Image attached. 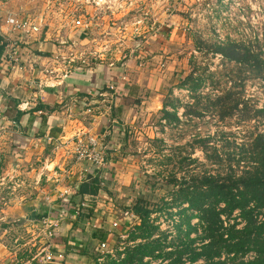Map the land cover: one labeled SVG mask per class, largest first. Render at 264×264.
<instances>
[{"label":"rangeland","instance_id":"1","mask_svg":"<svg viewBox=\"0 0 264 264\" xmlns=\"http://www.w3.org/2000/svg\"><path fill=\"white\" fill-rule=\"evenodd\" d=\"M17 1L20 3L21 0ZM42 1L22 0L30 3V9L27 7L26 11L34 15L44 11ZM50 1L53 7L46 12V21L49 19L54 29L63 35L72 34L74 30L66 26L68 19L64 17V11L76 7L78 0H61L66 1L63 6ZM97 2L96 7H85L83 13L90 26L71 45L96 57V62H111L115 79L129 86V96L124 101L126 109L116 114L122 119L121 129L127 135L123 153L130 155V161L125 162L128 167H122L129 170L130 179L123 192L112 190V186L105 188L110 213L108 219L105 215L104 221L113 236L109 245L102 248L97 230L94 240L88 241L87 245L80 244L90 259L88 262L77 256L78 246H72L75 251L72 248L65 251L58 232L48 235L51 229L42 222L49 214L50 200L45 197L47 188L43 187L46 183L28 176V169L23 166L18 174H14L9 160L5 159L0 161V264H10L17 256L21 257L22 264H46L42 262L45 252L62 255L61 259L47 264H90L93 260L107 258L118 261L127 248L145 240L129 237V233H137L134 230V225L139 222L136 217L123 232L111 225L112 221L123 225L121 212L129 209L137 198L153 209L149 222L156 229L151 238L160 239L163 250L173 251L178 244L174 227L179 222L180 205L173 203L172 197L179 183L167 181L174 176L188 184L194 170L214 172L216 169L204 158L195 139L209 135L207 144L214 146L224 157L225 149L230 146L221 142L220 131L229 132L228 139L235 143L245 139L246 131L264 132V119L239 120L240 105L223 120H218L210 108L203 107L206 96L212 98L226 90H232L235 97L247 99L252 107L264 106V78L249 76L240 85L237 75L242 73L238 64L212 50V43L232 40L253 52H260V58L264 59V0ZM66 43L70 44V41L66 40ZM189 72L198 74L201 79L195 92L179 86ZM195 94L199 95L198 104H195ZM163 102L168 111H172L169 103L176 107L179 122H167L162 118ZM194 107L201 111L199 117L182 114L183 110ZM153 138L156 140L151 141ZM117 140L113 136V141ZM194 158L195 163L191 161ZM124 169L120 170L122 174ZM232 216L238 221L237 226H241L242 220L237 213L233 212ZM257 218H262V214H257ZM196 221V218L190 219L192 225ZM194 231L189 237L199 235L200 227ZM198 243L196 240L193 245ZM24 253L28 256H23ZM151 261L152 264L166 262L158 258Z\"/></svg>","mask_w":264,"mask_h":264},{"label":"crops","instance_id":"2","mask_svg":"<svg viewBox=\"0 0 264 264\" xmlns=\"http://www.w3.org/2000/svg\"><path fill=\"white\" fill-rule=\"evenodd\" d=\"M17 2L0 0L1 12H27L30 9V3ZM44 25L38 34L26 42L18 41V46L13 48L20 58V69L6 68L2 56L8 47L0 40V104L4 108L5 126L4 133L0 134V161L8 159L14 174H18L23 166L28 169V176L46 183L43 187L47 188L45 197L50 200L48 213L51 216L65 214L69 205L87 199V206L82 208L76 219L64 218L54 231L58 232L65 251L71 248L75 251L72 246H78L76 255L88 262L90 259L83 245L94 240V232L99 231V243L104 242L107 246L113 236L104 221L105 215L108 219L110 213V200L105 196V188L112 186V190L123 192L130 179L129 170L122 167H128L125 162L130 161V155L123 153L127 147V135L121 129L122 119L116 114L126 107L124 101L129 96V86L115 79V68L108 65L111 62L104 64L96 62V59L90 66L76 69L59 86L44 87L39 91L35 84H29L31 79L36 82L41 77L39 72L43 66L52 61L53 55L60 49L59 40L74 43L76 37L83 34L75 29L72 34L63 35L54 29L49 19ZM108 84L115 85L116 98L97 95ZM21 103L24 104L20 106L26 109L18 108ZM86 108L90 111L86 112ZM86 130L106 134L104 140L111 149L107 150L108 162L99 176L82 173L79 165L72 160L71 143L67 140ZM47 136H51L55 142L67 141L68 144L55 149L54 141L46 140ZM113 136L117 137V142L113 141ZM122 168L123 174L120 172ZM92 178L97 181L96 193L77 194L79 184ZM65 186H70L72 191L66 196L69 205L63 204L58 195ZM117 228L123 232L125 227Z\"/></svg>","mask_w":264,"mask_h":264},{"label":"trees","instance_id":"3","mask_svg":"<svg viewBox=\"0 0 264 264\" xmlns=\"http://www.w3.org/2000/svg\"><path fill=\"white\" fill-rule=\"evenodd\" d=\"M212 50L226 60L238 64L242 73L237 75L240 85L249 76L264 78V59L260 58V52H253L232 40L212 43ZM192 74L189 72L185 75L179 86H186L190 92H195L201 79L198 74ZM195 99V104H198V94H195ZM204 101L203 107L215 112L218 120L228 117L232 110L238 109V105L241 106L239 120L264 119V106L252 107L247 99L235 97L232 90H226L212 98L206 96ZM169 104L172 111H168L166 104L162 103V118L167 122H179L176 107ZM186 113L197 118L201 111L194 107L183 110L182 114ZM220 133L221 142L230 146V149H225L224 157H221L214 146L207 144L211 138L209 135L195 139L204 158L216 166L214 172L194 170L188 184H185L184 179L180 180V184L174 176L167 181L179 183L172 197L173 203L180 205L179 222L174 227L178 240L174 247L176 249L165 251L160 239L151 238L153 230L156 229L149 222L153 209L143 199L137 198L130 207L132 214L139 220L134 225L137 233H129V237L132 240L137 237L145 240L127 248L118 261L107 258L104 261L93 260L91 264H152L151 260L157 258L159 261H166L162 264H184L185 261L188 264H264V132L246 131L245 139L239 143L228 139L229 132ZM191 161L195 163L196 159ZM96 184V178L82 182L76 193L95 194ZM233 212L242 220L239 227L238 221L232 216ZM259 213L262 218L256 219ZM191 218L197 219L194 225L190 222ZM199 227V235L189 237ZM196 240L199 243L195 246L193 243ZM23 256L28 255L24 253ZM20 258L17 256L10 264H22Z\"/></svg>","mask_w":264,"mask_h":264},{"label":"built area","instance_id":"4","mask_svg":"<svg viewBox=\"0 0 264 264\" xmlns=\"http://www.w3.org/2000/svg\"><path fill=\"white\" fill-rule=\"evenodd\" d=\"M54 2L58 6H63V3H66V1L61 0H54ZM97 4V0H78L76 7L69 11H64V17H67L68 19L66 26L72 30L79 29L84 33L90 26L89 19L83 13L84 9L85 7H96ZM42 6L44 7V11L37 15L19 11L3 14L0 10V40L4 41L5 46L8 47V49L4 51L2 61L7 64L6 68L8 67L9 70L22 68L19 64L20 58L13 48L18 46V41L26 42L29 38L40 32L46 21V12L53 7V3L50 0H43ZM56 13L60 15L57 10ZM58 44L61 45L60 49H57L56 53L53 55L52 61L48 63V65L43 66L39 72L41 77L37 78L36 82H34L33 79L29 81V84H35L39 91H42L44 87L61 85L76 69L90 66L94 59H96L94 56H89L83 51L75 49V47L71 45L73 44L72 42L67 44L65 40H59ZM108 65H112V63H108ZM97 95L101 97L108 96L109 98H116L118 96L115 85L113 84L106 85L105 89L98 92ZM23 104L24 103L19 104L18 108L22 110L26 109L25 106H20ZM85 111L89 112L90 109L86 108ZM3 120L4 108L0 104V134L5 131ZM105 135L106 134L91 133L86 130L78 135H74V137H72L73 139L67 140L71 143L72 160L79 165L82 173L91 174V176H99L100 171L107 165V150L111 149L107 146V143L104 140ZM45 139L48 141H54L53 146L55 149L59 146L68 144L67 141L61 143L55 142V140H52L51 136H47ZM71 193L70 186L63 187L58 193L60 201H62L63 204L66 203L69 205L65 198ZM85 206H87V199L76 202L74 205H69L65 211L67 213L65 214L61 213L56 217L48 214L45 219H42V222L51 229L48 231V235L56 234L54 228L59 224H62L64 218L70 217L76 219L81 213L82 208ZM121 215L125 221L123 225H117L116 221H112L111 225L113 227L124 226L128 229V224L135 216L132 214L130 208L121 212ZM99 246L103 248L107 245L104 242H100ZM61 258L62 255L59 252L56 254L45 252L42 262L46 264L52 263L54 260H59Z\"/></svg>","mask_w":264,"mask_h":264}]
</instances>
